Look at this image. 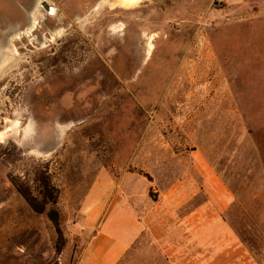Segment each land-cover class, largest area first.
<instances>
[{
	"label": "rangeland",
	"instance_id": "obj_1",
	"mask_svg": "<svg viewBox=\"0 0 264 264\" xmlns=\"http://www.w3.org/2000/svg\"><path fill=\"white\" fill-rule=\"evenodd\" d=\"M43 1L0 0V18L20 21L4 48L16 60L0 74V264H74L97 173H136L163 190L192 154L242 195L230 215L260 222L264 0H146L130 10L45 0L56 13L39 6L29 30L27 12ZM244 222L235 221L243 238ZM256 227L248 246L264 264Z\"/></svg>",
	"mask_w": 264,
	"mask_h": 264
},
{
	"label": "crops",
	"instance_id": "obj_2",
	"mask_svg": "<svg viewBox=\"0 0 264 264\" xmlns=\"http://www.w3.org/2000/svg\"><path fill=\"white\" fill-rule=\"evenodd\" d=\"M191 156L186 173L163 190L136 173H97L82 206L89 237L74 264H258L249 235L264 217L230 215L245 205L242 195L203 155ZM257 199H250L254 208ZM235 221L249 225L248 236Z\"/></svg>",
	"mask_w": 264,
	"mask_h": 264
},
{
	"label": "bare ground",
	"instance_id": "obj_3",
	"mask_svg": "<svg viewBox=\"0 0 264 264\" xmlns=\"http://www.w3.org/2000/svg\"><path fill=\"white\" fill-rule=\"evenodd\" d=\"M41 1V0H40ZM45 1V0H44ZM104 1V2H103ZM143 1L146 0H112V2H108L109 5L113 8V7H120L122 9H126V10H130V9H134L137 6H139ZM47 2V1H46ZM103 3L107 2V0H102ZM48 3V2H47ZM37 4V3H36ZM107 4V3H106ZM38 6L36 7H32V9L30 11H28V16L31 19L29 26H27L26 28H28L29 30H32L34 27H37L39 21H40V17H39V12L37 10V8H39V6L42 8V5H40L39 3L37 4ZM101 6V5H100ZM47 8V7H46ZM48 9H46V13L48 16H52L53 12L48 13L47 11ZM43 12V11H42ZM56 13V12H55ZM18 13H14L11 12L10 15H6V16H1L0 21H2V24L5 25L7 27V32L4 33H0V74H2V71L7 68L10 67L9 65H11L13 62H15L16 60V55L14 56V54L12 55V53L14 52V50H11L10 48H8V50L4 51L5 45L7 46V42L9 40H13L14 37V33L17 31L18 29H14L15 25H17L18 23L20 24V21L18 20ZM54 17V16H53ZM81 23V22H80ZM10 31H13L14 33H10ZM28 31V30H27ZM29 32V31H28ZM22 33V32H21ZM62 33V30H57L54 33V37H58L60 34ZM12 34V35H11ZM27 34V33H26ZM15 37H17L15 35ZM53 37V36H52ZM51 37V38H52ZM53 37V38H54ZM18 38V37H17ZM52 38V39H53ZM15 39V38H14ZM11 42V41H10ZM13 46V45H11ZM10 46V47H11ZM15 49V47H14ZM16 50V49H15Z\"/></svg>",
	"mask_w": 264,
	"mask_h": 264
},
{
	"label": "flooded vegetation",
	"instance_id": "obj_4",
	"mask_svg": "<svg viewBox=\"0 0 264 264\" xmlns=\"http://www.w3.org/2000/svg\"><path fill=\"white\" fill-rule=\"evenodd\" d=\"M42 6H44V8L43 9H45V7L47 6V8H49L47 11H48V13H50V12H55V7L54 6H49V5H47V3L45 2V1H43L42 2V4H41ZM45 12H46V9H45ZM49 44H46V46H48Z\"/></svg>",
	"mask_w": 264,
	"mask_h": 264
},
{
	"label": "water",
	"instance_id": "obj_5",
	"mask_svg": "<svg viewBox=\"0 0 264 264\" xmlns=\"http://www.w3.org/2000/svg\"><path fill=\"white\" fill-rule=\"evenodd\" d=\"M46 7H47V6H46ZM46 7H45V9H49V8H46Z\"/></svg>",
	"mask_w": 264,
	"mask_h": 264
}]
</instances>
